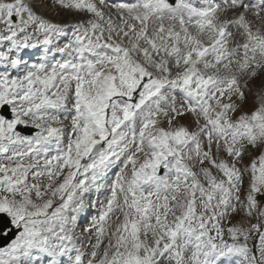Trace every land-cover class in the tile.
<instances>
[{
  "label": "snow or ice",
  "instance_id": "6c2138e0",
  "mask_svg": "<svg viewBox=\"0 0 264 264\" xmlns=\"http://www.w3.org/2000/svg\"><path fill=\"white\" fill-rule=\"evenodd\" d=\"M0 264H264V0H0Z\"/></svg>",
  "mask_w": 264,
  "mask_h": 264
}]
</instances>
